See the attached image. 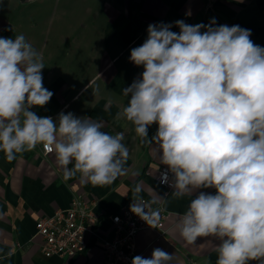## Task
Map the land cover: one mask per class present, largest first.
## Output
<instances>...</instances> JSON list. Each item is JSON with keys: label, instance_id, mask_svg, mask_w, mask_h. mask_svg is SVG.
I'll use <instances>...</instances> for the list:
<instances>
[{"label": "clouds", "instance_id": "obj_1", "mask_svg": "<svg viewBox=\"0 0 264 264\" xmlns=\"http://www.w3.org/2000/svg\"><path fill=\"white\" fill-rule=\"evenodd\" d=\"M149 24L147 38L129 60L144 71L123 94L130 97L117 116L135 126L141 144L155 146L167 166L161 183L173 195L200 191L176 227L188 244L215 237L216 264H264V47L239 25ZM203 30V31H202ZM43 54L23 34L0 37V151L8 161L43 145L55 152L65 181L77 177L93 186L126 174L129 149L124 133L72 112L38 116L31 109L53 96L43 85ZM157 125L149 137V127ZM73 164L72 168L68 165ZM142 191L141 183L133 189ZM154 198L151 203H158ZM130 211L151 227L159 210L133 199ZM173 254L155 248L131 264H170Z\"/></svg>", "mask_w": 264, "mask_h": 264}, {"label": "crops", "instance_id": "obj_2", "mask_svg": "<svg viewBox=\"0 0 264 264\" xmlns=\"http://www.w3.org/2000/svg\"><path fill=\"white\" fill-rule=\"evenodd\" d=\"M92 1V4L85 3L84 16L69 24L72 29L85 30L82 39L79 36L68 43V36L59 35L64 42L61 44L66 49L73 45L77 53L74 61L78 64L73 69L62 66L61 56L54 60L56 47L62 45L55 43V48L48 47L42 36L45 22L42 9L51 6L47 0L33 1L36 5L31 3L36 22L23 16L27 13L25 2L0 0V14L10 16L3 19L7 31L4 35L0 33V37L14 39L23 34L43 54V85L53 96L45 106H34L31 110L54 120L61 112H72L77 117L103 121L102 130L109 134L124 133L123 143L129 149L124 165L126 174L105 186L81 183L79 175L65 181L55 152L43 155L41 144L17 154L12 161L0 151V264H104L100 241H92L84 253L71 258L45 257L40 250L35 220L40 215H52L58 209L67 208L76 192L83 193L90 204H94L92 211L102 215L97 225L101 229L109 226V216L129 200L144 198L153 208H162L166 213L163 229H145L136 235V247L141 256L150 258L155 248H161L173 254L170 264H216L218 239L198 237L194 244H188L176 227L191 199L200 191L215 194V189H199L192 196L183 197L174 196L173 189L165 194L156 180L158 170L164 165L153 150L155 146L141 144L135 126L122 116L118 118L117 114L130 98L124 96L123 89L144 71L143 66L130 62L129 56L131 49L147 38L149 24H171V30L179 32L175 26L177 20L190 25H207L215 18L217 26L239 25L250 29V39L264 47V0H102L100 7L99 0ZM71 28L68 29L70 35L74 32ZM93 35L100 37L94 45L99 52L96 56L92 54L95 50ZM62 47L59 49L63 50ZM87 58L93 62L95 72L83 79L84 68L79 62ZM156 130V124L150 126L149 137ZM68 167L72 168L73 164ZM137 183H141L142 191L134 194ZM154 198L159 202L151 203ZM248 264H259V261H248Z\"/></svg>", "mask_w": 264, "mask_h": 264}, {"label": "built area", "instance_id": "obj_3", "mask_svg": "<svg viewBox=\"0 0 264 264\" xmlns=\"http://www.w3.org/2000/svg\"><path fill=\"white\" fill-rule=\"evenodd\" d=\"M42 154L51 155L41 145ZM167 171L162 166L156 175L157 182L163 187L165 194L172 190L170 183L172 174H168V183H161V174ZM149 211L159 210V220L151 227L140 217L130 211L133 200L125 202L117 211L109 216L110 224L101 229L98 214L92 211V205L83 193L72 195L65 209H58L52 215H40L35 220V236L40 239V250L45 257H74L84 253L92 241H100L104 264H131L133 257L140 255L136 247V235L145 229L162 230L166 213L162 208H153L147 200Z\"/></svg>", "mask_w": 264, "mask_h": 264}, {"label": "rangeland", "instance_id": "obj_4", "mask_svg": "<svg viewBox=\"0 0 264 264\" xmlns=\"http://www.w3.org/2000/svg\"><path fill=\"white\" fill-rule=\"evenodd\" d=\"M21 3L25 2L27 4L26 6V11L27 13H24L23 16L29 19L32 22L38 21L37 18H35V15L33 14V1L35 0H19ZM51 6L49 7H44L42 9V14L41 16L45 17V22H44V29H43V37L45 36V40H47L48 47H54V44L57 43L58 45H62L61 43H64L59 39V35L63 34L66 37L68 36V43H72L74 40L73 38H77L80 36V39L83 37V33L85 30L82 29H72L71 25H69L71 22H73L74 19L76 18H82L84 16L83 14V8L85 3L88 1L89 4H92L93 1L91 0H47ZM5 2V0H4ZM99 7L103 6V1L99 0ZM97 2V3H98ZM31 3L33 4L31 6ZM11 15V14H10ZM38 16H40L38 14ZM112 16V14H111ZM110 16V17H111ZM9 18L10 16H7L6 14H0V27H3L5 29H0V33L4 35L7 31V24L3 22L4 18ZM5 20V19H4ZM71 28V31H74L73 34L70 35V30L68 29ZM78 30V31H77ZM80 30V31H79ZM35 34H38V31H34ZM5 37V36H3ZM91 40H93V49H95L92 54L96 56L99 52H97L96 48H94V45H96L100 41V37L93 35ZM67 42V41H66ZM71 45V44H70ZM63 46V45H62ZM58 46L56 47L57 52H55V59H58L60 56V60H62V66L65 69H73L78 62L75 63L74 59L76 58V51L72 48L73 45L69 46V48H65V45ZM63 48V50H60L59 48ZM52 49V48H51ZM49 53V52H47ZM88 59V60H87ZM85 59L83 62H79L81 66H83L84 70L82 71V76L83 79H87L88 76H91L95 71L93 67V62L90 61L89 58ZM95 66V62H94ZM93 67V68H92Z\"/></svg>", "mask_w": 264, "mask_h": 264}, {"label": "trees", "instance_id": "obj_5", "mask_svg": "<svg viewBox=\"0 0 264 264\" xmlns=\"http://www.w3.org/2000/svg\"><path fill=\"white\" fill-rule=\"evenodd\" d=\"M102 215L99 216V218H101Z\"/></svg>", "mask_w": 264, "mask_h": 264}]
</instances>
